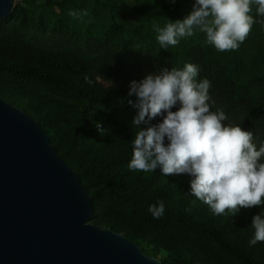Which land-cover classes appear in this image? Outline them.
Segmentation results:
<instances>
[{
  "label": "trees",
  "instance_id": "1",
  "mask_svg": "<svg viewBox=\"0 0 264 264\" xmlns=\"http://www.w3.org/2000/svg\"><path fill=\"white\" fill-rule=\"evenodd\" d=\"M136 2L135 26L118 23L111 14V26L97 31L87 16L80 15L84 11L78 4L57 2L75 10L79 19L73 21L70 11L67 17L50 12L53 33L73 36L50 47L27 41L21 29L8 24L15 19L27 25V8L16 5L0 20V95L34 116L56 151L78 172L92 195L91 222L123 233L141 248L144 242L152 245L154 256L163 251V264H264V242L249 243L255 233L253 217L264 213V204L217 216L192 195L194 177L189 174L128 167L139 131L132 125L138 109L128 103H135L136 97L128 93L130 82L143 80L138 72L159 75L192 63L199 67L196 81H210L209 96L217 108L225 107V112L252 123L264 120V16L257 15L253 3L250 15L256 23L237 50L218 51L199 30L166 50L156 39L154 26L163 28L189 14L179 0ZM37 24L46 29L42 11ZM179 107L178 102L171 111ZM163 118L156 117L151 124ZM160 202L164 214L157 219L148 209Z\"/></svg>",
  "mask_w": 264,
  "mask_h": 264
},
{
  "label": "clouds",
  "instance_id": "2",
  "mask_svg": "<svg viewBox=\"0 0 264 264\" xmlns=\"http://www.w3.org/2000/svg\"><path fill=\"white\" fill-rule=\"evenodd\" d=\"M253 3L258 6L257 15L264 16V0H195L183 20L170 21L163 28L154 26L156 39L167 50L169 45H177L179 38L191 37L199 30L218 51L237 50L256 23L250 15ZM198 73L199 67L188 63L183 70L164 69L159 75L130 82L128 95L136 101L128 103L138 109L132 125L139 131L132 141L128 167L142 172L159 168L164 175L189 174L194 177L190 181L192 195L217 216L226 210L235 215L241 208L259 207L264 204V163L260 162L264 146L257 150L251 131L225 126V113L210 110L211 84L207 79L197 82ZM84 79L92 84L88 76ZM178 102V110L171 111ZM159 116L164 117L162 122L152 125ZM144 125L147 127L142 128ZM96 127L105 134L101 124ZM148 211L159 219L164 214L163 202L149 206ZM252 227L255 233L250 245L264 242V213L253 217Z\"/></svg>",
  "mask_w": 264,
  "mask_h": 264
},
{
  "label": "water",
  "instance_id": "3",
  "mask_svg": "<svg viewBox=\"0 0 264 264\" xmlns=\"http://www.w3.org/2000/svg\"><path fill=\"white\" fill-rule=\"evenodd\" d=\"M16 0H0V20ZM93 200L41 123L0 95V264H163L91 222Z\"/></svg>",
  "mask_w": 264,
  "mask_h": 264
},
{
  "label": "rangeland",
  "instance_id": "4",
  "mask_svg": "<svg viewBox=\"0 0 264 264\" xmlns=\"http://www.w3.org/2000/svg\"><path fill=\"white\" fill-rule=\"evenodd\" d=\"M63 0H16V5L20 4L27 8L28 10V22L26 26H22L19 20L12 19L8 22L10 26H15L21 29L26 37V40L35 43L41 46L50 47L53 46L54 42L60 43L65 42L68 38L73 37L72 35H60L59 33L54 34L52 29L54 25V17L50 12L56 11L57 13L62 14L67 17L68 11L75 12L68 7H59L56 3ZM181 5L185 8V12L190 14L193 10V5L195 0H179ZM71 4H78L83 11L88 12V19L92 21L95 25H92V29L97 31V27H103L107 29L111 26V14L114 15V20L118 23L127 26H135L137 24V19L135 17V8L138 6L136 0H68ZM43 7H46V10H42ZM42 11L44 13V21L46 29L42 30L37 24L39 13ZM73 21L79 19V15L71 16ZM85 17L80 18L81 24H85ZM82 28L83 25H78ZM80 38V37H79ZM133 65V64H132ZM141 78H145L148 75H155L154 73H142ZM105 85H111L112 82L105 80L104 78H99ZM210 97V96H209ZM210 105V110L215 112L217 109L222 110L227 119L222 123L225 126H240L242 130L251 131L253 133V143L256 145L257 150L261 146H264V120L256 123L249 122L245 117L237 116L239 114H232L225 112V107L217 108V102L215 98H210L208 101ZM239 105H236L238 107ZM240 114L244 112L243 106L239 107ZM237 116V117H236ZM260 162L264 163V156L261 157ZM144 252L148 255H154L153 246L144 242L143 247ZM165 254L160 252L157 257L161 259Z\"/></svg>",
  "mask_w": 264,
  "mask_h": 264
}]
</instances>
